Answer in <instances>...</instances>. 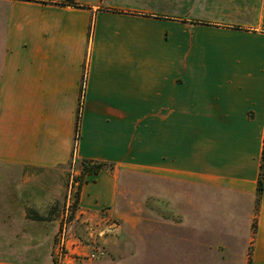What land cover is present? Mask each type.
Returning a JSON list of instances; mask_svg holds the SVG:
<instances>
[{"label":"crops","instance_id":"obj_1","mask_svg":"<svg viewBox=\"0 0 264 264\" xmlns=\"http://www.w3.org/2000/svg\"><path fill=\"white\" fill-rule=\"evenodd\" d=\"M0 50V235L12 176L92 158L115 168L87 175L75 213L100 235L125 171L180 216L123 210L76 264H264V0H0Z\"/></svg>","mask_w":264,"mask_h":264},{"label":"rangeland","instance_id":"obj_2","mask_svg":"<svg viewBox=\"0 0 264 264\" xmlns=\"http://www.w3.org/2000/svg\"><path fill=\"white\" fill-rule=\"evenodd\" d=\"M2 56L3 50H0V59ZM59 170L53 175L42 176L41 170L30 168L25 169L22 174L12 176V184L20 187V192L19 202L10 213L18 219V223L1 225L0 263L45 264L46 255L49 259L54 256V261L59 259L57 253L61 246L64 247L63 256L57 264H76L81 260L77 259L78 252L82 255L89 253L84 251L87 246H93L95 250L103 249V256L107 251V237L119 232L116 228L121 224L120 214L123 210H130L148 218H154L159 212L163 217L170 216L175 220L180 216L176 210H160L154 207V177L125 171L119 179L116 214L109 209L108 215L103 219L111 226L102 221L106 225L103 228L106 233L100 235L93 221L78 217L77 213L71 216L78 188L76 176L79 173V163L75 168L67 164ZM35 174L40 175L34 176ZM3 178L0 171V184ZM26 212L30 219L26 217ZM40 217L47 220L31 219ZM61 228L66 232L64 244L61 241ZM48 233L52 235L49 236ZM70 239L77 240V248L70 249Z\"/></svg>","mask_w":264,"mask_h":264},{"label":"trees","instance_id":"obj_3","mask_svg":"<svg viewBox=\"0 0 264 264\" xmlns=\"http://www.w3.org/2000/svg\"><path fill=\"white\" fill-rule=\"evenodd\" d=\"M81 116H82V104L80 103L77 110L76 122H75L76 138L79 136V126H80ZM78 163H79V173L76 176V179L78 181V188L76 192V197L72 204L71 216H74V213L77 209L79 196H80V187L86 181L87 175L97 174L102 170H113L115 168V163L108 160L82 158L79 160ZM263 189H264V145H263V154H262L258 187H257L258 202L260 201V196L262 194ZM54 263L56 264V261ZM248 264H251V261H249Z\"/></svg>","mask_w":264,"mask_h":264},{"label":"built area","instance_id":"obj_4","mask_svg":"<svg viewBox=\"0 0 264 264\" xmlns=\"http://www.w3.org/2000/svg\"><path fill=\"white\" fill-rule=\"evenodd\" d=\"M108 213H109V210L108 209L107 210L106 209L102 210V214L103 215L107 216ZM61 230H62V228H61ZM65 240H66V232H65V230H62V232H61V241H62V244H64ZM63 251H64V247L63 246H61V247L58 248V253L57 254L59 256V259L56 258V260H55L56 261V264L58 262H60V260H61V258L63 256ZM103 253H104V250L103 249L96 250V252L92 251V252H89V253H87L85 255H82V254H80L78 252L77 259H83L84 256H86V257H88L90 259H95V258H97V256L102 255Z\"/></svg>","mask_w":264,"mask_h":264}]
</instances>
